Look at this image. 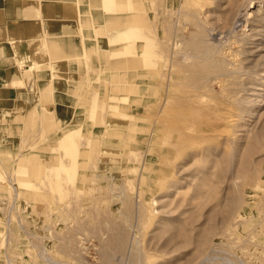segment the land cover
I'll use <instances>...</instances> for the list:
<instances>
[{
	"label": "rangeland",
	"instance_id": "1",
	"mask_svg": "<svg viewBox=\"0 0 264 264\" xmlns=\"http://www.w3.org/2000/svg\"><path fill=\"white\" fill-rule=\"evenodd\" d=\"M52 1L0 90V264H264V0Z\"/></svg>",
	"mask_w": 264,
	"mask_h": 264
},
{
	"label": "crops",
	"instance_id": "2",
	"mask_svg": "<svg viewBox=\"0 0 264 264\" xmlns=\"http://www.w3.org/2000/svg\"><path fill=\"white\" fill-rule=\"evenodd\" d=\"M64 0L52 1V14L65 11ZM49 0H0V90L10 86L27 68L38 14ZM69 7V6H67ZM75 8V4L72 5ZM36 10H40L38 13ZM57 12V13H56Z\"/></svg>",
	"mask_w": 264,
	"mask_h": 264
},
{
	"label": "bare ground",
	"instance_id": "3",
	"mask_svg": "<svg viewBox=\"0 0 264 264\" xmlns=\"http://www.w3.org/2000/svg\"><path fill=\"white\" fill-rule=\"evenodd\" d=\"M263 74V73H262ZM88 139V138H87Z\"/></svg>",
	"mask_w": 264,
	"mask_h": 264
}]
</instances>
